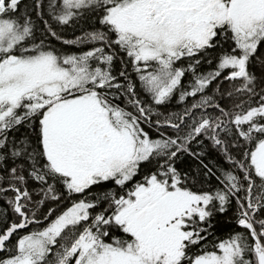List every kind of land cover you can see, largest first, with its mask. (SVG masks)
<instances>
[{
	"label": "snow or ice",
	"instance_id": "snow-or-ice-1",
	"mask_svg": "<svg viewBox=\"0 0 264 264\" xmlns=\"http://www.w3.org/2000/svg\"><path fill=\"white\" fill-rule=\"evenodd\" d=\"M21 3L0 0V264H264V0H46L47 18L35 0V20ZM89 18L101 27L57 31ZM177 92L198 99L156 111ZM233 201L242 231L209 249Z\"/></svg>",
	"mask_w": 264,
	"mask_h": 264
},
{
	"label": "trees",
	"instance_id": "trees-1",
	"mask_svg": "<svg viewBox=\"0 0 264 264\" xmlns=\"http://www.w3.org/2000/svg\"><path fill=\"white\" fill-rule=\"evenodd\" d=\"M34 5H35V2L34 0H27V1H24L21 3L20 5V11H34ZM87 21H91V18H89L88 20H86L85 22ZM84 22V20H81V23ZM74 23H77V22H74ZM79 25H81L80 21L78 22ZM94 24L95 25H99L98 21L94 19ZM227 47V46H225ZM258 53H264V44H261L259 46V51ZM213 56L216 55V53H212ZM264 55V54H262ZM209 65L207 63H203L200 67V70L201 71H207L209 69ZM211 67H215V61H213V64L211 65ZM218 82H213V85L212 87H210L207 92L208 94H211L213 89L216 87V84ZM222 88L223 89H230V85L228 82H224L223 85H222ZM179 92L176 93V98H175V103H176V108H175V112L174 113H181L183 112L184 108L189 106L191 103H193V100L194 99H198L197 98H191L189 100H186L184 103H180L179 102ZM119 103H121L123 105L124 103V97L123 98H120V100L118 101ZM222 103H225V104H228L230 106V101L228 100H224L222 101ZM156 108V107H155ZM130 110V108H129ZM166 111H161L159 109V107L156 108V111L157 112H160V113H163L164 115H167L168 113H171V112H167V108L165 109ZM209 111H211L209 109ZM199 114V113H197ZM154 119L157 118V117H153ZM145 130L146 131H149L150 134L155 137L158 135V133L155 131V129H152V128H148L147 126H145ZM25 131V129L21 128V132ZM162 131H167L169 134H171V130L170 129H162ZM20 133H17V135H19ZM203 139V138H201ZM204 143L205 145H208V147L206 148V152H207V155L204 157V161L205 163H208L209 164V167H212L213 168V171L217 172V174H219V170L220 169H228L229 168V165L227 162H225L224 158L222 156H220V154L218 152H216L215 150H213L210 146V142L207 141V140H204ZM193 147L195 148L196 146L193 145ZM189 166H192L193 168H195V162L191 160V158L187 157L186 155L185 156H182L180 160L177 161V167L180 168V169H183V170H187L189 168ZM153 168V165L151 164H144L141 168V173L140 175H138L136 177L137 180H139L144 174L146 171L150 170ZM201 179L203 181H206L205 183H203L202 185L201 184H197L196 185V189H200L201 187L204 189V190H210L214 187L217 186V181L214 177L212 178H209V177H201ZM8 195H12V193H8ZM0 204H3V201L0 200ZM57 203H52V202H48L46 203L44 206H43V209H42V214L44 212L47 211V209L49 207H52V208H55L54 205H56ZM60 210H56V215L59 214ZM235 215V201H233V204H232V207L229 208V210L227 211V213L225 214H217L213 220H214V228H213V231L212 233L208 236L207 238V241H205V243L208 244L209 246V249H211V245L212 243L218 241L219 239H224V238H227V236L230 234V233H233V232H240L242 231V229L238 228L233 220V217ZM9 220L12 219V215L11 213H9V216H8ZM34 228V227H33ZM27 232V231H25ZM13 240H15V237H13ZM51 259V257H50Z\"/></svg>",
	"mask_w": 264,
	"mask_h": 264
},
{
	"label": "flooded vegetation",
	"instance_id": "flooded-vegetation-1",
	"mask_svg": "<svg viewBox=\"0 0 264 264\" xmlns=\"http://www.w3.org/2000/svg\"><path fill=\"white\" fill-rule=\"evenodd\" d=\"M24 1H27V0H22V2H24ZM34 2H35V0H34ZM21 13H25V14L31 15L34 20L36 18L35 10L34 11H26V10H24ZM43 14H44V17L47 18L46 0H45V10H44ZM80 23H81V21H80ZM39 27L43 28V25H39ZM53 27L56 28V25H53ZM100 27H101L100 25H95L94 24V18H91V21H87V22L84 21V22L81 23V25H79L78 22L77 23H70L67 26H63L61 28H58L57 31L65 39H74L76 36L81 35L82 30H92L93 28H100ZM37 35L38 36H42L43 32H39V33H37ZM51 44L56 49L61 50V51H65V52H79V51L82 50L81 47L63 45L59 41H56V40H51ZM83 47L86 50V48L87 47H91V45H87V46H83ZM213 53L215 54V52H213ZM262 54H264V53H257L258 56H261ZM121 55L123 56V53ZM186 64H187V61H182V62H180L179 66H183V65H186ZM120 69H121L120 60L117 59L115 61V72L118 73L120 71ZM257 71H258V69H257ZM128 72L131 75V77L135 80L136 74H135V72L132 71L130 64L128 66ZM189 79H190V74H188V75H186L184 77L185 84H187ZM141 96L146 101L148 100V97L145 96L143 93H141ZM120 98H123V97H120ZM175 98H176V95L166 105L153 106V107H156V108L159 107V109L161 111H163V112L166 111L165 109L167 108V112L174 113L175 112V108H176ZM189 99L190 98H187V100H189ZM130 110H132V109H130ZM70 203H71L70 200H64L62 203H57L56 205H54V207L56 208V210L62 211L65 207L69 206ZM55 215H56V213L53 214V218H54ZM44 223H47V221H45ZM33 227H35V226L34 225L30 226L29 229H25L23 231H30V230H32Z\"/></svg>",
	"mask_w": 264,
	"mask_h": 264
}]
</instances>
